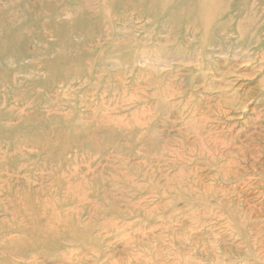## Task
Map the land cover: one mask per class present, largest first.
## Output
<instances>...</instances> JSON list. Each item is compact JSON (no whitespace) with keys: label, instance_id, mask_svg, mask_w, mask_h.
<instances>
[{"label":"rangeland","instance_id":"374dc122","mask_svg":"<svg viewBox=\"0 0 264 264\" xmlns=\"http://www.w3.org/2000/svg\"><path fill=\"white\" fill-rule=\"evenodd\" d=\"M34 2V0H0V12L2 13H0V21H4L5 29H13L17 31V25H21L25 29L24 32L21 33L25 40L21 43L20 47L22 49L27 47L31 42L34 44L39 43L42 40V36L53 29L52 26L45 25L46 23L41 25L33 24L35 16L43 13L41 10H36L33 14H25V8L29 7L30 4ZM260 4L259 8H264L263 0ZM111 6V9H113L111 12L113 16L124 15L130 17V15H132V11L129 8H124L121 5L116 7L113 5ZM147 23L148 21H133L123 24L115 22L113 27L116 28L117 33L114 35L113 40L115 44L124 43L125 37L136 34L137 41L142 46L145 44L146 47L152 48L151 52L154 56L156 55L155 53L164 46V51L167 53L165 54L163 51L164 53L161 55L163 60H161V63H154V65L150 64L142 59L143 53H140L139 56L141 57H139L134 64L139 71L145 70L146 73L155 72L157 69V77H160V75L162 76L163 74H169L170 72L173 77L165 80V82L168 81L169 84L164 83V81L163 83L167 86L166 88L174 84L170 89L174 92V97H171L170 95L163 96L164 99L160 95L158 97V95H156L157 85L151 86L150 79L148 77L143 78L142 75L144 74H142V77L138 80H135V78L134 80H131V75H124L120 66L108 64L107 67H105L107 73L103 74L102 81H97L99 84L96 88H93L92 91H88L83 95L80 93L76 100L71 101L72 109H70L67 115L65 113H60L55 115V117H66L71 115V112L75 111L77 113L75 120L83 115L82 122L85 126L93 127L94 122L100 123L101 120L104 121H102L101 124L108 122L109 126L102 128L99 131L92 128L93 140L90 142L88 140V143L86 144L77 143L73 145H63L62 143L53 140V145H51L52 150L48 151H45L46 147L43 145H35L33 142L26 144L31 138H34L31 135L32 130L28 129V127L22 126L21 123H19L18 118L16 119L10 116L12 112L11 108L15 106L17 108V102L22 100L18 93L11 94V100H9L11 106L7 107L9 109L0 111V128L2 130L4 128L8 130H16L13 131L14 133L10 132L7 137H2V132H0V176L7 174L15 179L25 178L27 181L30 179L32 181L35 179L36 169L41 166V173L44 175V179L48 180V185L50 186V184L54 183L52 188H48V192L49 194H55L59 190L60 185H65L67 183V179L61 173L57 174L56 172L47 171L46 169L48 168V165H51L56 169L60 165H65L70 168L71 165L77 161L79 164L86 162L87 164L82 165V167H86L89 165L88 162H91L93 169H91L92 173L89 178H91V180L94 179V181L90 185L89 190L92 191L94 189L97 193L94 198L95 201H101L99 207L90 208L83 207L78 203H69L58 195L47 197L49 204L44 205L42 210H36L33 216L29 218V222L36 220L37 230H42L48 225H53V222H55L53 221L54 219H58L59 222L55 226H57V229L60 232L59 239L54 242V246L50 249L45 246H40L36 249V254L31 256L28 255L29 257L26 256L27 258L21 261L18 259L19 255L17 253L13 255L12 252L10 254L5 251H8V249H12L13 251V249L15 250V243L16 245H21L23 241H27L25 237L26 233L25 235L23 234V232H27V230L24 231V226H19L17 223L8 220L9 214H6L0 207V235H3L7 230L11 231L7 236L0 237V263L33 264V261L37 258V264H147L144 263V259L136 258L137 255H142L147 252L153 254L152 263L156 262L157 264H178V261H180L179 263H182L183 259L185 262H188V264L245 263L246 258L243 255L244 247L241 245L242 242L240 239L230 236L231 232L229 231L230 229L226 228L227 225L225 224V221L218 218L216 214L221 207L222 209H225L226 206L230 207L231 205L234 207L237 203L239 205L241 202H245V205L248 203L250 205H258L264 201V195L260 194L261 191L264 192V179L262 177L264 176L262 173L264 170V142L252 140L247 136L251 132L250 126L243 125L244 120H242L243 114L241 111L228 116L216 114L214 112L213 107L217 106L220 98V89L216 87V83L220 79L219 73L226 70V62L224 63L221 61L220 63L222 71H219V73L217 71L216 74L208 75L209 79L206 84L197 78L195 80L188 79V76L191 74L189 66H191L194 61L191 58L182 59L178 56H169L168 53L171 52V50H174L171 48L172 46H169L170 44L166 42L167 30L164 29L165 32L159 33L157 32V27H152L151 30H153V32L150 30L148 33H145L142 28ZM101 27L103 30H109L112 26L108 23H102ZM126 28L128 29L126 30ZM94 30L92 26L90 30L88 29L89 34L87 36L83 38L81 35H75L72 40H75V42L81 40L84 43L90 42L93 34L97 33L96 28ZM4 32L5 30L0 28V37L3 36ZM140 35L142 37H140ZM144 37L148 39L146 40ZM144 39L146 42H144ZM54 40L56 39L49 38V43ZM11 44L12 39L9 36L5 35L4 38H0V55L1 51L2 53H5L6 50H13L9 47L12 46ZM86 46L87 44H84V49H87ZM33 51L34 50L30 49V53H33ZM214 59L218 60L219 58L216 57ZM229 60H232L231 57ZM247 62L248 61H246L245 64L235 62L232 64L233 66H236L234 68L236 76L242 77V79L238 80L235 77L233 78L235 81L234 84H236L235 88H238L239 85V88L244 87L245 84V87L249 86L248 90H252L256 93V86L262 77H259V74H257L259 70L257 65L252 62L251 65H253L251 66L250 63ZM3 66L5 67L6 65L0 63V81L4 78V73H2L1 70ZM16 66L17 65H12V69L16 68ZM76 68L86 71L90 66L81 65V68ZM257 76L260 78L258 81ZM160 80H162L161 77L159 81ZM52 82L54 84L59 83L56 78H54ZM175 82H177L178 86L175 85ZM157 83L158 81H156L155 84ZM6 86H8V88ZM7 89H9V91L14 90L11 85L0 86V105L2 102L3 104H6V99L3 97ZM30 89L32 90L31 87L29 90ZM55 92L56 90L54 91V94L52 93V97L58 95L57 92ZM209 96L210 102L208 100ZM83 97L85 103L83 101V105L79 106L78 101ZM157 97L159 99L162 98V100H159ZM40 98L43 97L40 96L39 99ZM88 98L91 102H89L90 100H87ZM170 100L174 102L172 103ZM132 101L136 103L139 102L138 104H134ZM176 101H178L177 105ZM23 102L24 106L35 102V100H33V98L29 99L28 95L23 99ZM187 102L189 103L187 104ZM128 103L131 104L129 107ZM174 104L175 106H173ZM180 106L182 109L184 108V110H182ZM177 107L180 109L178 108L177 110ZM192 107H195L196 111ZM94 108H98L96 121L89 118L93 116ZM170 108L172 109V112ZM146 109L147 113L145 111ZM157 109L161 111V113H159ZM40 111L45 114L48 113L45 106H43ZM143 111L145 113H143ZM162 111H164V115H162ZM184 112H187V114ZM156 113H159L158 116L155 115ZM251 114L252 113L249 112L250 116H252ZM3 115H6L7 118L4 119L2 117ZM37 115L38 113H35L33 116H30L29 118L31 119L29 120V123L32 124L36 120H39ZM193 115L194 117H192ZM195 115L197 116L195 117ZM205 115L207 116L204 117ZM107 116H109V119H111L112 122L111 120L108 121ZM43 118H47V115L43 116ZM191 118H199L198 120L203 122L205 118V125H202L204 129L201 131L202 135L213 134L216 138L217 136H221L218 137V140L220 139L222 141L226 138L224 141L228 140L227 142L232 145H227L223 148L225 145H204V143L197 142L198 138L195 139L196 136L192 134L193 132H191L192 130L190 129L189 123ZM213 119H215V121ZM139 121H141L142 124ZM188 121V125H185ZM146 123L148 125H146ZM232 124L235 125L233 126ZM142 125L144 128H142ZM148 126H150V128ZM146 128L150 130H147ZM80 137L84 138L85 135H80ZM229 137H232V139ZM233 138H235V141H232L234 140ZM152 145L159 149L160 154H163L160 161L159 159L161 155L154 152L156 149L153 148ZM213 147L214 149L218 148V150L216 149L217 151H214ZM141 148L144 152H139L141 151ZM205 148L207 149L205 150ZM148 149H150L151 152ZM222 149L223 151H221ZM203 150L205 151L203 152ZM209 151L212 153L209 154ZM217 155H219L220 158ZM233 158L236 160V163L235 161H232ZM125 159H127V162ZM227 159L230 160L228 161ZM238 159L239 161H237ZM226 160L229 162H227L228 164H226ZM170 162L174 163L170 164ZM21 167L23 168L21 169ZM127 167L138 175L134 176V184H130V189H127V192H132L133 190L135 193L141 192L142 194L143 192L142 196H144L143 205L138 206L140 211H138L136 216L130 220L131 223L129 225L133 229L131 232L133 235V238L130 241L132 243L131 246L126 241L124 242L118 238L116 232L113 233L112 229H105L106 226H102L105 224L108 226L114 221L108 218L110 220L107 222L108 224L106 222L103 223L105 216L108 217L109 214H113V209H111L110 204L107 205L109 202L108 199H103V197L112 194L111 198H114L117 203L124 204V202H126L122 196L116 192L119 186L116 184L114 188L113 184L119 177L121 179L123 178L124 182L131 180V177H125L126 173L129 171ZM235 167L238 168V170ZM97 171L98 173H96ZM182 173L184 174L182 175ZM226 173H229L227 177ZM118 174L120 176H118ZM51 175L58 176L57 181L53 179ZM151 178L153 179L149 183ZM40 186V183H35L36 189H40ZM151 188L156 189L153 190ZM157 189L159 190L157 191ZM238 189L241 191H238ZM145 191L148 192L146 193ZM185 193L192 195L191 201H196L199 204L203 201V204L198 207L195 205L193 207L190 206L192 204H189V198L184 196ZM204 197H206V201H204L205 199L202 200ZM209 197H211V199ZM207 201L209 204H207ZM210 205L215 206L210 207ZM208 207L209 211L208 209H205ZM193 208H196V210L199 209L200 212L203 211L197 216L202 223H206L205 226L199 227L195 224L196 219L193 215L195 209ZM212 210H214V215H211ZM120 211L125 214L124 208ZM11 213L13 215H23V213ZM263 214L264 211L262 215L260 214V218L259 215L257 216L253 214L252 218L255 217L250 224L252 229L256 226V223L258 226L262 225L264 227ZM156 217H159V219L157 220ZM76 225H81L80 229L76 230L77 236L70 239V241L67 240L66 235L72 234L74 231L73 228ZM209 227L211 229H209ZM144 234L147 235L143 236ZM237 243H239L241 247ZM131 248L133 249L131 250ZM260 250L262 252L264 251V245L260 247ZM48 251L49 255L53 258L47 257L45 252ZM19 252L21 253V251ZM262 252L261 257L264 258ZM225 255L227 257H225ZM47 258L50 259V261H46L45 259ZM262 258L261 264H264V259ZM146 260H150V258H146ZM253 262L252 260L251 262L249 261L250 264H253Z\"/></svg>","mask_w":264,"mask_h":264},{"label":"bare ground","instance_id":"6f19581e","mask_svg":"<svg viewBox=\"0 0 264 264\" xmlns=\"http://www.w3.org/2000/svg\"><path fill=\"white\" fill-rule=\"evenodd\" d=\"M34 1L35 2L31 3L29 7L25 8L26 10L24 11L25 14L29 15V14H33L36 10H41L43 13L35 16L33 20V24L41 25L46 23L45 25H49L53 27V29L48 31L47 34L45 33L42 36V40L39 43L34 44L33 42H31L27 47L22 49L20 46L21 43L24 42L25 40L23 39L21 33L24 32L25 30L24 27L21 25H17L16 26L17 31L13 29H5L4 21H0V28L4 29L6 32V33L4 32L3 36L0 38H4L5 35L9 36L12 39V44H11L12 46L9 47L13 49V50H6L5 53H2L1 51L0 63H4L6 66L5 67L3 66L1 68L2 73H4V78L1 79L0 86L11 85L14 89L13 91H9V89L5 91L4 97L3 96L2 97L6 99V104H3V102L1 103L0 111L8 110L9 108L7 107L11 106V104L9 103V100H11V94L13 93L19 94L22 100L17 102L18 103L17 108L16 106L11 108L12 112L10 116L16 119L18 118L19 123H21L22 126L28 127V129L32 130L31 135L35 139L31 138V140L28 141L26 144L33 142L35 145H43L44 147H46L45 151L52 150L51 145H53L52 142L53 140L55 142L62 143L63 145H73L77 143L86 144L88 143V140L89 142L93 140L92 130H91L92 128L99 131L102 128L109 126L108 122L101 124L103 120H101L100 123L94 122L93 127L85 126L83 125L82 122V118L84 117L83 115L79 116V118H77L78 120L77 119L75 120L77 116V113L75 111L71 112L72 114L66 117L65 116L55 117V115L60 113L63 114L65 113L67 115L70 109H72L71 101L76 100L80 93L81 95H83L88 91H92L93 88H96V86L99 84L97 83V81H102L103 74L107 73L105 67H107L108 64L120 66L124 75L127 76L131 75L130 77L131 80H134V78L135 80H138L142 76L143 78L148 77L151 81L152 84V85L150 84L151 86L157 85L156 95H158V97L159 95L163 99L167 95L174 97V92L170 90L174 84L172 86L171 85L168 86V88H166L167 86L164 84V83H168V81L165 82L166 79H171L173 77L170 74V72L169 74L167 73L165 75L163 74L162 76L160 75L162 80L159 81L160 77H157V72H156L157 69L155 70L156 73L155 72L146 73L145 70L139 71L137 66L134 64V62H136L139 59V57H141L139 56L140 53H143L142 59L146 60L150 64L154 65V63H161V60H163L161 58V55L165 52L164 46H162V48H160L159 51L156 52L155 53L156 55L154 56V54L151 52L152 48L146 47L144 43H143L144 46H142L137 41L138 39L136 37V34L128 35L127 37H125L124 43L119 42L120 44H115L113 40L114 35L117 33L116 28L113 27L115 22H119L123 24L133 21H148V23L145 26H143V28L141 27L145 33L146 32L148 33L152 27H157L156 29L157 32L159 33L165 32L164 29L167 30L166 42L170 44L169 46H172L171 48H173L174 50V51L171 50V52H169L168 55L174 57L178 56L182 59L191 58L194 61V63L191 66H189L190 67L189 70H191L190 71L191 74L188 76V79L195 80L197 78L198 80H201L202 82H204V84H206L208 83V79H209L208 75L216 74L217 71L218 73L219 71H222V67L220 63L221 61H223L224 63L226 62L225 63L226 70L222 73H219L220 79L216 83V87L220 89V93H219L220 98L217 106L213 107L214 112L216 114H220V115L223 114L224 116L225 115L228 116L230 114L238 113L241 111L243 114L242 120H244L243 125L250 126L251 132L249 131L250 133L247 136L252 140H259L264 142V8L262 9L259 8V6L261 5L260 2H262V0H34ZM111 5L115 7L121 5L124 8H129L132 11V15H130V17L124 15L113 16L111 13L113 10L111 9L112 7ZM102 23L105 24L108 23L112 27H110L109 30L106 29L103 30V28L101 27ZM92 26H93V30L96 28L97 33L93 34L90 42L84 43L82 42V40L79 42H75V40H72L75 35H81V37L83 38L87 36L89 34L88 29L90 30ZM127 29L128 28H126V30ZM151 31L153 32V30ZM140 37L142 36L140 35ZM49 38H53L56 40L51 41V43H49ZM146 40L144 42H146ZM84 44H87L86 46L87 49H84L83 47ZM30 49L34 50L33 53H30ZM166 53L167 52H165V54ZM216 57H218L219 59L218 60L214 59ZM230 57L232 60H229ZM246 61H248L247 63H250V65L252 62L256 64L257 68L259 69L257 74H259V77H262L261 80H259L260 78H258L257 76L258 78L257 81L259 80V82L258 85L256 86L257 87L256 93H254V91L252 90H248L249 86L245 87V84L244 87L239 88L240 87L239 85L238 88H235L236 84H234L235 81L233 80V78L235 77L238 80V79H242V77L236 76L234 70L236 66H233L232 64L234 62L239 64L242 63L245 64ZM12 65L14 66L17 65L16 68H13L14 70L12 69ZM81 65L83 66L87 65L90 66V68L86 71L83 69L76 68V67L81 68ZM54 78H56L59 81L58 84H54L52 82ZM156 81H158L157 84H155ZM175 85H177V82H175ZM6 87L8 88V86ZM30 87L32 88V90L31 89L29 90ZM55 90L58 95L52 97L51 95L52 93L54 94ZM28 95H29V99L33 98L35 102L23 106L24 104L23 99L26 98ZM40 96H42L43 98L39 99ZM162 98L160 99L158 98V99L162 100ZM209 99L210 96L208 100ZM87 100L90 99L88 98ZM83 101H84V97L78 101V105L79 106L83 105ZM89 102H91V100ZM132 102L134 104H138L139 101L137 103L134 101ZM173 102L174 101H172V103ZM177 102L178 101H176V105ZM188 103L189 102H187V104ZM129 105L131 104L128 103V107ZM43 106H45V108L48 110L47 114L42 113L40 111ZM173 106H175V104ZM178 108L179 107H177V110ZM192 108H194L195 110V107ZM182 110H184V108ZM145 111L147 113V109ZM162 112H163L162 115H164V111ZM249 112L252 113L251 114L252 116L249 115ZM35 113H38L37 117L39 118V120H36L34 123L31 124L29 123V120L31 119L29 117L33 116V114ZM97 113H98V108H94L93 116L89 118H91L93 121H96ZM143 113L145 112L143 111ZM159 113H161V111H159ZM159 113H156L155 115L158 116ZM184 113L187 114V112ZM42 115L43 116L47 115V118H43ZM196 116L197 115H195V117ZM206 116L207 115H205L204 117ZM2 117L4 119L7 118L6 115H3ZM107 117H108V121H110L111 119H109V116ZM192 117H194V115ZM194 119L191 118L190 123L188 121L185 125H188V123L190 124V129L192 130L191 132H193L192 134L196 136L195 139L198 138L197 142L199 141L200 143H204V145L205 144L222 145V146L225 145L223 146V148L226 147L227 145L230 146L232 145L227 142L228 140L224 141L226 138L223 139L222 141L220 139L218 140V137L221 136H217L216 138L215 135L213 134L202 135L201 133L203 129L202 125H205L204 123L205 118H204V122L198 120L199 118L198 119L194 118ZM213 120L215 121V119ZM122 123L124 124L123 121ZM146 125L148 124L146 123ZM148 127L150 128V126ZM142 128H144L143 125ZM0 130H1L0 132H2L1 134L2 137H7L10 132L14 133L13 131H16L14 129L8 130L5 128L3 130L0 128ZM80 135H85V137L81 138ZM230 139H232V137ZM233 139L234 140L232 141H235V138ZM201 145L204 146L203 144ZM142 148L141 151L139 152H144ZM153 148H152V152H153ZM155 149L156 150H154V152L160 154L159 149L157 148ZM206 149L207 148H205V150ZM216 149L218 150V148H215L214 151H217ZM205 150H203V152ZM221 151H223V149ZM131 152L133 153L132 150ZM208 153L211 154L212 152L210 153L209 151ZM160 155L161 157L159 161L162 159L163 154ZM219 155L217 156L219 157ZM239 159L237 161H239ZM125 160L127 162V159ZM227 160L229 161L230 159ZM227 160H226V164L229 163ZM232 161H235L236 163V160L234 158ZM88 163H89L88 166L82 167V165H85L87 163L83 162L79 164V162L75 161L70 168L66 167L65 165H60L57 169L55 167H52L51 165H48V168L46 169L47 171L56 172L57 174L61 173L67 179V183L65 185H60L59 190L55 194H49L48 188H52L54 186V183L50 184V186L48 185V180H45L44 175L41 173V166L36 169V173H35L36 176L35 179H33L32 181L31 179L27 181L25 180V178L15 179L7 174L0 176V207L6 214H9L8 220H10L13 223H17L19 226H24V231L27 230V232H23L24 235L26 233L25 237L27 241H23L21 245H16L15 243V250L13 249L12 251V249L11 250L8 249V251L6 250L5 252L10 254L12 252L13 255L17 253L19 255L18 259H20L21 261L27 258L26 256L28 255L31 256L33 254H36L35 253L37 251L36 249H38L40 246H45L48 247L49 249L52 246H54V242L57 239H59L60 236V232L58 231L57 226H55L59 222L58 219L53 220L55 221L53 222V225L51 224L53 229L51 228L50 225H48L42 230H37L36 228L37 221L32 220L31 222H29V218L33 216L36 210H42L44 208V205L49 204L48 202L49 200H47V197L49 196L58 195L69 203H78L83 207L93 208V207H99L101 205V201L99 200L95 201L94 199L95 196L97 195L96 191L94 189L92 191L89 190L90 185L93 183L94 179L91 180V178H89L92 173L91 169L93 168L91 162ZM172 163L174 162H170V164ZM22 168L23 167H21V169ZM128 169L129 171L126 173L125 177L126 178L131 177V180L124 182L123 178L121 179L119 177L118 179H116L115 177L116 182L113 184L114 188L116 184L119 186V188H117L118 186L116 187L117 188L116 192H118L126 202H124V204L122 203L123 205L117 203V201L114 200V198H111L112 194H108L104 196L103 199H108L109 202L107 203V205L110 204L111 209H113L112 211L113 214L112 213L109 214L108 217L105 216L103 223L109 222L110 221L109 219L114 221L111 222L110 225H108L109 227L106 224L102 226L103 227L106 226L105 229H109V230L112 229L113 233L116 232L118 238H120L124 242L126 241L131 246L132 243L130 241L133 238L131 232L133 229L129 225L131 223L130 220L134 216H136L138 211H140L138 209L139 208L138 206L143 205L144 196H142L143 192L142 194L141 192L135 193L133 188H132L133 190L132 192L130 191L127 192V189H130L129 188L130 184L131 185L134 184L133 183L134 176L135 175L138 176L132 170H130V168ZM236 169L238 170V168ZM96 173H98V171ZM262 173L264 174V170L262 171ZM119 174L118 176H120ZM183 174L184 173H182V175ZM228 174L226 173V177ZM51 177L57 181L58 176L51 175ZM262 177L264 179V176ZM152 179L153 178L150 179L149 183L151 182ZM36 182L41 184L40 189H36L35 187ZM240 189H238V191ZM158 190L159 189H157V191ZM260 194L264 195V192L261 191ZM184 196L189 198L188 201L189 204H192L190 205L192 207L194 205L198 207L203 204V201L200 204L197 203L196 201H191L192 195L188 193H185ZM209 198L211 199V197ZM202 200L206 201V197L202 198ZM207 204H209L208 201ZM244 205L245 202H241L239 205L237 203V205H235L234 207L233 205H231L230 207L226 206L225 209H222L221 207L222 210L218 209L216 215L218 218H221L222 220L225 221V224L227 225L226 228L230 229L229 230L231 232L230 236H232L233 238H238L242 242L241 245L244 247L243 255L246 258V259L244 258L246 261L243 259L245 261L244 264H250L249 261L251 262V260L252 262L254 261L253 264H261L262 263L261 250L263 248L260 250V247L264 245V227L262 225L258 226L257 223L255 222L256 226L252 229L250 224L252 223V220L255 217L254 216L252 218L253 214L257 216L259 215V218H260V214L262 215L264 211V201L258 205L255 204L250 205L249 203L245 205L247 207H245ZM211 206H215V205H210V207ZM122 208H124L125 214H123L120 211ZM193 209H195V212L193 211L194 212L193 215L195 216L194 218L196 219L195 224H197V226L199 227L205 226L206 223L205 222L202 223L198 218L199 214L203 211L200 212L199 209L197 210L196 208ZM205 209H208L209 211V207ZM214 210L211 211V215H214ZM11 212L23 213V215L21 216L13 215ZM156 219L158 220L159 217H156ZM261 222H262V218H261ZM80 227L81 225L74 226L73 233L66 235L67 240L70 241V239H73V237L77 236L76 230L80 229ZM209 229L211 228L209 227ZM10 232H11L10 230H7L3 235H0V237L7 236ZM146 235L147 234H144L143 236ZM239 243L237 244L240 246ZM132 249L133 248H131V250ZM18 250L21 251V253ZM45 253L48 258H53L51 255H49V251ZM262 253L264 254V251ZM225 257L227 256L225 255ZM48 258L45 260L50 261V259ZM136 258L144 259V263L147 264H157L156 262L152 263L153 254L150 252L143 253L142 255L141 254L137 255ZM146 258H150V260H146ZM37 260L38 259L36 258L33 261V264H37ZM179 262L180 261H178V264H188V262H185L184 259L182 260V263ZM6 263L10 264L9 262ZM0 264H2V262Z\"/></svg>","mask_w":264,"mask_h":264}]
</instances>
